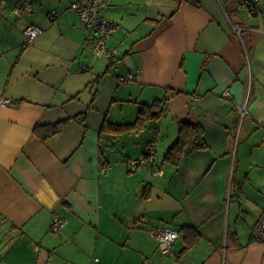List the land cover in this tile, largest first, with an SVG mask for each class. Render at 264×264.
<instances>
[{"label":"crops","instance_id":"0c3cea01","mask_svg":"<svg viewBox=\"0 0 264 264\" xmlns=\"http://www.w3.org/2000/svg\"><path fill=\"white\" fill-rule=\"evenodd\" d=\"M19 1L0 0V264H264L252 236L264 193L246 155L264 146V0H110V66L69 9L83 0H30L32 13L15 15ZM30 25L42 33L26 43ZM159 100L163 115L143 130L101 132ZM85 112L86 128L72 119ZM65 119L45 141L34 133ZM180 121L200 126L206 147L175 165L164 157ZM139 158L151 162L126 166ZM56 215L66 223L52 233ZM155 228L178 233L168 255Z\"/></svg>","mask_w":264,"mask_h":264},{"label":"built area","instance_id":"2783aa9c","mask_svg":"<svg viewBox=\"0 0 264 264\" xmlns=\"http://www.w3.org/2000/svg\"><path fill=\"white\" fill-rule=\"evenodd\" d=\"M259 0H240L241 5L248 7H255ZM3 5V4H2ZM4 6V5H3ZM110 6V0H83L82 2L75 1L70 4L69 9L73 11L91 30V35L87 39V44L91 46V50L97 56L105 59L108 66L111 65L112 59L116 55L115 50L107 48V41L116 30L115 24L102 16V11ZM33 11V4L30 0H20L13 6V13L15 15L31 14ZM49 18L54 19L56 12L49 13ZM239 31V30H238ZM23 36L26 43L32 42L36 37L42 33V29L33 25L27 26L23 30ZM133 76L119 78V83L132 82ZM224 99H231V94L228 90H224L221 94ZM10 100L5 99L3 105H9ZM237 113L240 116V121L247 116V105L243 103L237 107ZM151 162V158L130 159L127 161L126 166L129 169H134L138 166L145 165ZM153 172L160 174V171L152 165ZM107 171V165H102L100 173L104 174ZM66 223L65 219L56 215L51 223L50 231L57 233ZM151 236L157 241L159 250L162 254L168 255L174 241L178 237L176 231L167 228H155L150 230ZM253 238L255 241L264 244V209L262 215L253 229Z\"/></svg>","mask_w":264,"mask_h":264},{"label":"trees","instance_id":"16d2710c","mask_svg":"<svg viewBox=\"0 0 264 264\" xmlns=\"http://www.w3.org/2000/svg\"><path fill=\"white\" fill-rule=\"evenodd\" d=\"M162 101H154L150 105L142 104L140 110L136 116L135 121L129 125L117 126L103 123L101 132H107L112 134L141 131L150 121L158 120L163 115ZM87 113H82L73 117L72 119L78 121L86 128ZM69 119L59 121L53 124L41 126L37 125L34 128L35 135L45 141L51 136L61 133ZM206 147L203 139V131L200 126L193 125L187 121L179 122V132L176 141L170 146L165 154L164 160L172 164H178L179 160L187 156L194 151L204 149ZM146 192L145 195L146 196ZM181 230L185 233L187 239V245L190 246L198 238V233L192 226H183Z\"/></svg>","mask_w":264,"mask_h":264},{"label":"rangeland","instance_id":"374dc122","mask_svg":"<svg viewBox=\"0 0 264 264\" xmlns=\"http://www.w3.org/2000/svg\"><path fill=\"white\" fill-rule=\"evenodd\" d=\"M246 155L248 156V160L250 156H253L252 158V164H253V174L252 178L257 183L256 186L258 187L260 185V188L262 193H264V146L262 147H256L249 150L246 149ZM261 193V195H262Z\"/></svg>","mask_w":264,"mask_h":264}]
</instances>
